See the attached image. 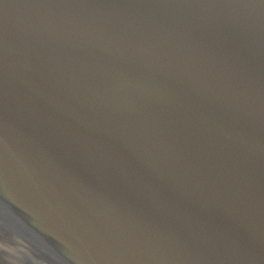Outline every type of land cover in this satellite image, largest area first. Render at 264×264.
<instances>
[{
  "label": "water",
  "instance_id": "95a60500",
  "mask_svg": "<svg viewBox=\"0 0 264 264\" xmlns=\"http://www.w3.org/2000/svg\"><path fill=\"white\" fill-rule=\"evenodd\" d=\"M0 261L264 264V0H0Z\"/></svg>",
  "mask_w": 264,
  "mask_h": 264
},
{
  "label": "flooded vegetation",
  "instance_id": "af4514ba",
  "mask_svg": "<svg viewBox=\"0 0 264 264\" xmlns=\"http://www.w3.org/2000/svg\"><path fill=\"white\" fill-rule=\"evenodd\" d=\"M0 264H4V261L2 262V261H0Z\"/></svg>",
  "mask_w": 264,
  "mask_h": 264
}]
</instances>
